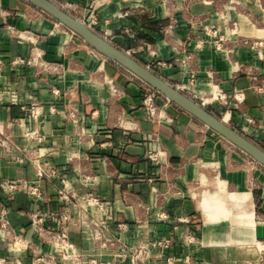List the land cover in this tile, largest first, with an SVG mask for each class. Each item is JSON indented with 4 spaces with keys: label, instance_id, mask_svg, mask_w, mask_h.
<instances>
[{
    "label": "crops",
    "instance_id": "obj_1",
    "mask_svg": "<svg viewBox=\"0 0 264 264\" xmlns=\"http://www.w3.org/2000/svg\"><path fill=\"white\" fill-rule=\"evenodd\" d=\"M52 1L173 85L198 96L219 88L226 105L198 103L264 147V0ZM210 26L225 36L220 49ZM0 61V121L24 151H44L79 194L106 204L80 213L49 181L50 201L16 192L9 219L32 247L0 239V264H34L32 248L61 258V246L34 230L37 211L45 228L67 234L81 264H134L117 239L139 264H264V165L27 0H0ZM33 103L37 124L23 109ZM35 129L42 141L27 138ZM4 177L36 176L0 154Z\"/></svg>",
    "mask_w": 264,
    "mask_h": 264
},
{
    "label": "built area",
    "instance_id": "obj_2",
    "mask_svg": "<svg viewBox=\"0 0 264 264\" xmlns=\"http://www.w3.org/2000/svg\"><path fill=\"white\" fill-rule=\"evenodd\" d=\"M71 7L72 5L70 4L68 8ZM85 24L91 28L90 25L87 23ZM207 30L210 34L211 42L214 48L220 49L223 42L225 41V36L216 26H210ZM126 52L130 54L129 51ZM191 58V55L187 56V59ZM1 66L2 61H0V70ZM146 68L151 70V66L149 64L146 65ZM191 83H195L194 70L191 74ZM176 87L189 98L198 99L202 101L203 104H210L214 101L224 105L227 104L226 95L219 88H215L212 94L209 96H198L197 93L193 91V89L187 87L186 85H177ZM148 101H152L151 96L148 97ZM23 109L31 114L35 124H37L41 114L39 105L33 103L30 108L24 106ZM155 112L156 108L152 106L151 113L155 114ZM27 138L37 141L43 140V137L38 133L37 129L30 132L27 135ZM43 152L44 151H38L37 153H34L33 151H24L15 141L13 135L9 132L5 123L0 121V154L15 163H29L32 166L36 176L33 179L22 177H4L0 181V185L5 196V199L0 198V239L12 244L17 250L22 249L23 247L31 248L32 244L30 240L26 239L16 231L9 219L10 208L8 206L7 200L10 199L16 192H24L38 201H50V197L45 194L42 188L43 182L49 181L55 183L58 198L61 201L73 204L74 206L78 207L80 209V213H89L91 209L99 212H104L106 210L105 201L97 194L92 192L79 194L74 189L67 177L62 173L60 167L44 159ZM84 178L88 179V176L84 175ZM30 216L33 221L34 230L41 237V239L49 244L61 246L63 250L61 258L58 259L54 254L42 253L37 251L36 248H32L34 264H81L80 255L77 253L76 248L70 245L66 233H55L45 228L43 225L45 216L42 212H33ZM59 216L65 225L73 221V218L68 210L61 212ZM78 220L82 224H85L89 227H96L97 229L106 227L104 221H97L94 219L89 221L82 219V217L78 218ZM98 235H101L100 231H98L97 235L95 236ZM187 239L191 241L194 238L188 235ZM117 241L120 244L121 256H131L134 264H139L140 257L136 249L126 245L119 239H117ZM0 261H3V259H0ZM91 263L99 264L96 260H91Z\"/></svg>",
    "mask_w": 264,
    "mask_h": 264
},
{
    "label": "water",
    "instance_id": "obj_3",
    "mask_svg": "<svg viewBox=\"0 0 264 264\" xmlns=\"http://www.w3.org/2000/svg\"><path fill=\"white\" fill-rule=\"evenodd\" d=\"M27 1L59 20L74 33L83 38L97 52L125 67L145 83L164 94V96L167 97L169 101L173 102L187 113L196 117L208 127L222 135L228 141L237 145L255 161L264 165V150L256 143L247 138L237 129L231 127L228 123L224 122L223 118L213 115L199 103L189 98L179 89H177L175 85L144 67L125 50L119 48L109 40L95 33L82 20L76 18L74 15L64 10L52 0ZM102 49L107 50L110 54L108 56L105 55L102 53Z\"/></svg>",
    "mask_w": 264,
    "mask_h": 264
},
{
    "label": "rangeland",
    "instance_id": "obj_4",
    "mask_svg": "<svg viewBox=\"0 0 264 264\" xmlns=\"http://www.w3.org/2000/svg\"><path fill=\"white\" fill-rule=\"evenodd\" d=\"M102 55V54H101ZM104 58H106V59H108V60H112V59H109L108 57H106V56H104V55H102ZM128 72L127 73H129V74H131L133 77H137L136 75H134L132 72H130L129 70H127ZM137 79H140V78H137ZM154 90L152 89L151 91H150V93H152ZM156 92V95H162V93L161 92H159L158 90H155ZM164 95V94H163ZM192 100H194L195 102H199V100L198 99H192ZM165 101H167V99H165ZM170 103H172L173 104V102H170ZM177 107V106H176ZM205 108V107H204ZM208 110V109H207ZM209 111V110H208ZM210 113H212L213 115H215V116H217V117H219V118H223V116L220 114V113H217V112H215V111H209ZM239 131V130H238ZM241 132V131H240ZM242 133V132H241ZM243 134V133H242ZM254 143H255V141H253ZM231 143V145H234V147H238L237 145H235V144H233L232 142H230ZM260 146V145H259ZM239 148V147H238ZM261 148L264 150V147H262L261 146ZM251 159H253V158H251Z\"/></svg>",
    "mask_w": 264,
    "mask_h": 264
},
{
    "label": "bare ground",
    "instance_id": "obj_5",
    "mask_svg": "<svg viewBox=\"0 0 264 264\" xmlns=\"http://www.w3.org/2000/svg\"><path fill=\"white\" fill-rule=\"evenodd\" d=\"M101 51H102V53H104V54L107 55V56L110 54V53H109L107 50H105V49H102ZM223 120H224V122L228 123V121H229V116H228V115H225L224 118H223Z\"/></svg>",
    "mask_w": 264,
    "mask_h": 264
}]
</instances>
